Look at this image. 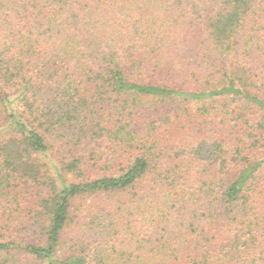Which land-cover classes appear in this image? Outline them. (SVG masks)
Returning a JSON list of instances; mask_svg holds the SVG:
<instances>
[{
    "label": "trees",
    "instance_id": "obj_1",
    "mask_svg": "<svg viewBox=\"0 0 264 264\" xmlns=\"http://www.w3.org/2000/svg\"><path fill=\"white\" fill-rule=\"evenodd\" d=\"M0 264H264V0H0Z\"/></svg>",
    "mask_w": 264,
    "mask_h": 264
},
{
    "label": "rangeland",
    "instance_id": "obj_2",
    "mask_svg": "<svg viewBox=\"0 0 264 264\" xmlns=\"http://www.w3.org/2000/svg\"><path fill=\"white\" fill-rule=\"evenodd\" d=\"M41 163H44L47 166L48 174L53 177L55 180L56 186L58 190H61V182H60V176H59V166L57 165L56 161H54L49 156L40 155L38 153H35L34 155ZM81 199H75L72 201V209H78L81 206V203H84L83 201L80 202ZM89 201V200H87Z\"/></svg>",
    "mask_w": 264,
    "mask_h": 264
}]
</instances>
